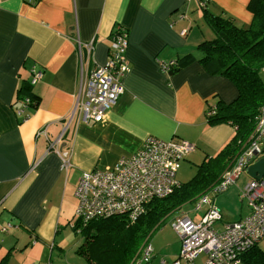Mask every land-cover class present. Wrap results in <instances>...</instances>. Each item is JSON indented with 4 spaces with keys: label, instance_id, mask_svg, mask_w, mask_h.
<instances>
[{
    "label": "crops",
    "instance_id": "0c3cea01",
    "mask_svg": "<svg viewBox=\"0 0 264 264\" xmlns=\"http://www.w3.org/2000/svg\"><path fill=\"white\" fill-rule=\"evenodd\" d=\"M249 1L205 0L203 8L201 0H0V260L11 254L6 263H15L20 240L33 241L27 253L40 264L65 240L74 215L73 228L82 221L81 176L112 170L147 137L188 140L195 149L187 158L195 161L230 142L235 126L210 122L208 109L232 101L238 89L204 67L198 45L210 40L206 8L246 25ZM117 26L128 35L123 92L100 121H84L81 88L107 62ZM173 61L181 64L172 73L161 66ZM179 215L187 214L174 212L172 221ZM180 250L179 264L200 256L187 261Z\"/></svg>",
    "mask_w": 264,
    "mask_h": 264
},
{
    "label": "built area",
    "instance_id": "2783aa9c",
    "mask_svg": "<svg viewBox=\"0 0 264 264\" xmlns=\"http://www.w3.org/2000/svg\"><path fill=\"white\" fill-rule=\"evenodd\" d=\"M201 5L206 6L205 0H201ZM111 38L107 62L91 70L89 80L78 97V108L84 121H100L123 92L122 80L130 70L125 56L128 35L121 26H117ZM87 45L91 51L92 43ZM176 63L173 61L161 66L169 71ZM42 76L43 71L34 72L30 84L37 83ZM22 110L19 109V113ZM194 149V145L185 139L177 142L149 136L136 154L121 157L112 170L85 172L76 191L81 201L78 216L84 224L95 218L117 214L137 219L146 212L153 199L168 196L180 185L177 179L179 163ZM261 158H264V105L250 138L220 180L212 186L211 192L217 195L227 189ZM241 197L250 208L248 215L233 223H225L221 230H216L214 224L222 219V213L209 194L203 195L196 207L202 208L205 202L210 204L200 222H195L188 215L177 216L173 227L182 241L180 257L194 260L206 252L208 257L204 264H239L244 252L264 240V177L260 180L252 177L242 188ZM6 229L1 228L3 231ZM153 257L152 245L144 244L133 262L148 264ZM162 264H167V261L162 260ZM173 264H179V261Z\"/></svg>",
    "mask_w": 264,
    "mask_h": 264
},
{
    "label": "trees",
    "instance_id": "16d2710c",
    "mask_svg": "<svg viewBox=\"0 0 264 264\" xmlns=\"http://www.w3.org/2000/svg\"><path fill=\"white\" fill-rule=\"evenodd\" d=\"M248 9L253 16L245 26L206 8L205 19L215 37L198 45L203 53L199 61L204 67L213 74L229 78L237 86L238 94L232 101L220 99L208 109L210 122H230L237 126L234 137L217 155L201 165L193 179L187 183L180 182L168 196L153 199L146 212L137 219L117 214L95 218L86 224L77 221L74 229L86 236L82 250L92 259V264H129L144 244H151V233L162 227L167 217L183 211V204L196 196L197 188H203L201 197L211 192L212 186L220 180L226 167L250 138L264 105V82L260 77V71L264 69V0H250ZM180 64L173 65L171 73ZM28 84L31 85L30 82ZM212 161H217L216 168H212L216 169L214 172L210 171ZM204 172L212 177L209 185L200 183ZM98 248L105 250L98 251ZM6 256L0 264H6ZM239 264H264V248L258 245L249 248Z\"/></svg>",
    "mask_w": 264,
    "mask_h": 264
},
{
    "label": "rangeland",
    "instance_id": "374dc122",
    "mask_svg": "<svg viewBox=\"0 0 264 264\" xmlns=\"http://www.w3.org/2000/svg\"><path fill=\"white\" fill-rule=\"evenodd\" d=\"M246 24L245 26H247ZM206 28L210 27L208 24L206 27H204V30ZM211 30V29H210ZM215 37L214 32L211 30L208 38L212 39ZM260 77L262 81L264 82V69L260 71ZM235 126V131L237 129V126L235 124H232ZM248 139V138H246ZM243 149V148H242ZM227 156H224L223 158H226ZM187 158V157H186ZM184 158L182 167L178 173V178L181 182H189L191 179H193L196 174L198 173L199 168H201V165L204 164L206 160L209 158H202L199 161L191 160L189 158ZM186 159V160H185ZM224 164V161H223ZM217 166V161H212L210 164V171L214 172ZM212 177L207 173L204 172L202 174V179L200 181L201 185H209V181ZM251 179V176L247 171H244L241 176L237 179V181L230 185L227 189H225L222 192H219L217 195L210 192V196L214 199V204L216 207L221 211L222 213V219L218 220L214 224V228L216 230H221L226 223H232L236 220H239L240 217L246 216L248 211V204L246 200H242L241 193L242 188L246 186V184ZM208 189V188H207ZM203 190V188H197L195 191L196 196L192 199L187 200L183 204V210L189 217L194 220L195 222H200L208 209L210 208V204L205 202L202 204V208L196 209L199 202H201V194L200 192ZM248 215V214H247ZM244 216V217H245ZM75 221V215L74 219L71 220L70 224L68 223V229L65 232L66 238L61 244L59 245V242L52 251L51 247L48 248L47 252L48 254H45V259L41 260V263L43 264H92V259H89L88 254H86V251L82 250V246L86 243L87 238L83 233H80L77 230H74L72 227L73 222ZM172 217H167L162 227L160 226L159 229H157L155 232L153 231L151 233L150 243L153 244L152 246L155 247L158 255L156 259H153L151 264H160V261L162 259H165L169 262V264H173L174 260L178 258L179 256V250L182 245L181 238L176 233L174 227H172ZM64 236H62V239ZM20 243L23 247L22 250L18 252V255L12 264H37L38 261L35 259L34 255L31 253L32 257L28 255V250L32 246L31 249L35 247L33 241L28 242H22L20 240ZM36 244V243H35ZM260 248H264V240H261L258 245ZM176 248V250H174ZM105 250L103 248H98V251ZM181 252V250H180ZM8 252H6L4 255H6ZM17 254V253H16ZM3 255V256H4ZM2 256V257H3ZM11 254L6 259V261L9 262L8 259H10ZM207 253L203 252L200 254V256L194 261V260H187V261H194L193 263H189L186 261H183L182 264H204L207 259ZM5 257V256H4ZM4 257L0 260L2 261ZM7 257V256H6ZM135 257V256H134ZM133 259L129 262V264H134ZM205 260V261H204ZM11 261V260H10ZM176 261V260H175ZM204 261V263H203ZM40 263V264H41ZM7 264V263H6ZM146 264V263H145ZM233 264V263H232Z\"/></svg>",
    "mask_w": 264,
    "mask_h": 264
},
{
    "label": "water",
    "instance_id": "95a60500",
    "mask_svg": "<svg viewBox=\"0 0 264 264\" xmlns=\"http://www.w3.org/2000/svg\"><path fill=\"white\" fill-rule=\"evenodd\" d=\"M249 175L255 178H261L264 173V158L257 160L251 164L247 169Z\"/></svg>",
    "mask_w": 264,
    "mask_h": 264
},
{
    "label": "bare ground",
    "instance_id": "6f19581e",
    "mask_svg": "<svg viewBox=\"0 0 264 264\" xmlns=\"http://www.w3.org/2000/svg\"><path fill=\"white\" fill-rule=\"evenodd\" d=\"M227 168H228V167H226V170H227ZM226 170H224V171H226ZM212 200L214 201V199H213V198H212ZM224 226H225V224H224ZM224 226H223V227H224ZM241 260H242V259H241ZM241 260H240V262H239V263H241Z\"/></svg>",
    "mask_w": 264,
    "mask_h": 264
}]
</instances>
